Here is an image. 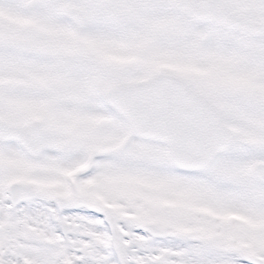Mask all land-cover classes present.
Instances as JSON below:
<instances>
[{"label":"snow or ice","instance_id":"6c2138e0","mask_svg":"<svg viewBox=\"0 0 264 264\" xmlns=\"http://www.w3.org/2000/svg\"><path fill=\"white\" fill-rule=\"evenodd\" d=\"M0 264H264V0H0Z\"/></svg>","mask_w":264,"mask_h":264}]
</instances>
